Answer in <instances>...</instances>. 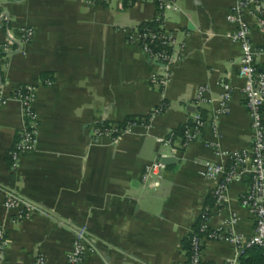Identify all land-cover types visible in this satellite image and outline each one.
Returning <instances> with one entry per match:
<instances>
[{
    "label": "crops",
    "instance_id": "0c3cea01",
    "mask_svg": "<svg viewBox=\"0 0 264 264\" xmlns=\"http://www.w3.org/2000/svg\"><path fill=\"white\" fill-rule=\"evenodd\" d=\"M234 1L173 0L166 6L163 26L175 34V58L170 80L159 88L151 78L162 73V63L149 59L125 32L156 16L152 2L0 0L1 38L19 27L34 32L30 41L0 52V82L7 92L36 84L39 129L34 149L12 170L9 152L24 124L22 109L15 98L0 104L4 264H33L38 256L44 264H65L75 227L86 231L82 264H187L189 235L205 207L210 228L253 233L254 218L240 203L250 172L228 184L219 206L215 181L202 175V162L228 166L231 153L251 145L238 76L241 52L226 20ZM245 17L260 44L255 18ZM218 81L232 90L228 113L214 117L222 95ZM200 85L207 86L210 101L196 105ZM129 116L142 122L115 139H94V127ZM196 118L205 125L184 147L180 128ZM155 160L165 167L143 180L144 166ZM7 190L31 205L30 217L19 219L4 205ZM227 262L240 264L233 244L204 242L201 264Z\"/></svg>",
    "mask_w": 264,
    "mask_h": 264
},
{
    "label": "built area",
    "instance_id": "2783aa9c",
    "mask_svg": "<svg viewBox=\"0 0 264 264\" xmlns=\"http://www.w3.org/2000/svg\"><path fill=\"white\" fill-rule=\"evenodd\" d=\"M86 3H103L107 0H85ZM152 2L156 7L155 18L160 21V30L140 32L137 28L125 30L126 38L130 43H136L149 59L162 63L163 69L160 75L151 78L153 84L159 88L165 86L172 75L174 61L173 49L176 45L175 34L163 26L164 9L173 0H146ZM250 14L255 18V23L262 35V42L255 44L251 38V25L245 15ZM226 20L233 25L229 34L230 39L237 43L241 56L238 76L242 79L241 94L244 105L249 115L252 130L251 145L243 150L233 152L229 155L230 164L211 161L202 162V175L215 181L213 197L215 206L224 201V194L228 184L238 180L245 172H250V184L248 189L241 195L240 203L247 208L254 218L255 227L250 236L234 233L231 229L221 231L209 227V209L205 207L200 215L197 227L189 235L187 264L202 263V248L207 240H220L233 244L237 251L252 245L260 246L264 251V0H235L226 14ZM1 29V24H0ZM33 29L30 27H19L17 31L6 30L3 38L0 36V52H10L15 44L26 43L33 37ZM157 39L162 47L155 50L149 44V40ZM50 84V81H46ZM222 89V95L218 106L214 110V117L226 114L229 111V100L231 98V84L218 81ZM9 98L17 99L21 104L24 124L18 133L13 148L10 150L12 170L19 166L21 158L32 151L38 135V118L34 109L36 99V84L24 83L13 86L7 92L6 87L0 82V104ZM208 88L200 85L194 97V104L209 102ZM163 105V104H162ZM162 105L150 111V118L158 114ZM142 122L140 118L124 120L121 123L107 124L94 127L92 135L94 139L100 137L117 138L119 135L130 130L135 124ZM205 121L196 118L185 124L182 130V146L189 145L201 133ZM165 164L162 160H155L144 166L142 179L145 180L150 174H159ZM4 205L9 209H15L17 218H28L32 214V207L22 197L12 190L4 194ZM236 217L231 219V223ZM7 239L3 229L0 228V264H4L5 248ZM86 231L84 227H75L71 247L65 259V264H82L87 254ZM44 258L38 256L33 264H44ZM226 264H232L227 262Z\"/></svg>",
    "mask_w": 264,
    "mask_h": 264
},
{
    "label": "trees",
    "instance_id": "16d2710c",
    "mask_svg": "<svg viewBox=\"0 0 264 264\" xmlns=\"http://www.w3.org/2000/svg\"><path fill=\"white\" fill-rule=\"evenodd\" d=\"M137 29L140 32L144 31H155L157 32L160 30V21L156 19L155 17L151 20H147L139 24ZM150 46L153 47L155 50L160 49L162 45L160 44V41L157 39H153L152 41L149 40ZM138 116H129L125 120L135 119ZM140 118V117H138ZM184 126L180 128V131L182 132ZM239 263L240 264H263L264 263V251L263 249L258 245H252L250 247H246L242 249L239 253Z\"/></svg>",
    "mask_w": 264,
    "mask_h": 264
},
{
    "label": "water",
    "instance_id": "95a60500",
    "mask_svg": "<svg viewBox=\"0 0 264 264\" xmlns=\"http://www.w3.org/2000/svg\"><path fill=\"white\" fill-rule=\"evenodd\" d=\"M170 160H171V158H164V159H163V161H164L165 163H169Z\"/></svg>",
    "mask_w": 264,
    "mask_h": 264
},
{
    "label": "rangeland",
    "instance_id": "374dc122",
    "mask_svg": "<svg viewBox=\"0 0 264 264\" xmlns=\"http://www.w3.org/2000/svg\"><path fill=\"white\" fill-rule=\"evenodd\" d=\"M36 100V99H35ZM35 103V102H34ZM34 109H35V107H34ZM36 112V111H35ZM37 114V113H36ZM37 118H38V116H37Z\"/></svg>",
    "mask_w": 264,
    "mask_h": 264
}]
</instances>
